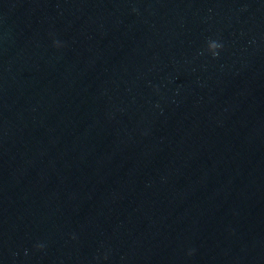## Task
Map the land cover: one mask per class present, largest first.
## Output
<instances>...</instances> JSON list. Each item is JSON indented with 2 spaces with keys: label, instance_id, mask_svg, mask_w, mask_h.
I'll use <instances>...</instances> for the list:
<instances>
[{
  "label": "water",
  "instance_id": "water-1",
  "mask_svg": "<svg viewBox=\"0 0 264 264\" xmlns=\"http://www.w3.org/2000/svg\"><path fill=\"white\" fill-rule=\"evenodd\" d=\"M0 264H264V0H0Z\"/></svg>",
  "mask_w": 264,
  "mask_h": 264
},
{
  "label": "clouds",
  "instance_id": "clouds-1",
  "mask_svg": "<svg viewBox=\"0 0 264 264\" xmlns=\"http://www.w3.org/2000/svg\"><path fill=\"white\" fill-rule=\"evenodd\" d=\"M60 46L61 45L58 42H54V47L59 48ZM221 47L222 45L218 43L217 41L210 40L207 44V52L210 53L213 57H216ZM36 247H37V250H42L44 246L42 244H38ZM191 254H192L191 252L188 253V255H191Z\"/></svg>",
  "mask_w": 264,
  "mask_h": 264
}]
</instances>
